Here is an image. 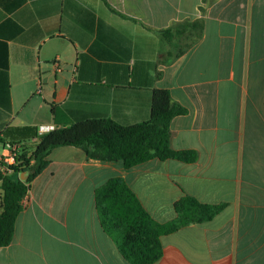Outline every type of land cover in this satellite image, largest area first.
Returning a JSON list of instances; mask_svg holds the SVG:
<instances>
[{
	"label": "crops",
	"instance_id": "crops-1",
	"mask_svg": "<svg viewBox=\"0 0 264 264\" xmlns=\"http://www.w3.org/2000/svg\"><path fill=\"white\" fill-rule=\"evenodd\" d=\"M196 19L204 35L176 57L160 30ZM0 42L11 98L0 106V148L37 144L7 128L145 121L159 88L189 110L171 121L172 148L198 152L193 163L156 158L127 169L54 148L0 264H130L96 210V189L116 176L162 223L186 194L225 204L161 236L154 264H264V0H0Z\"/></svg>",
	"mask_w": 264,
	"mask_h": 264
},
{
	"label": "trees",
	"instance_id": "trees-1",
	"mask_svg": "<svg viewBox=\"0 0 264 264\" xmlns=\"http://www.w3.org/2000/svg\"><path fill=\"white\" fill-rule=\"evenodd\" d=\"M204 20H186L160 30V37L175 42L180 56L204 35ZM186 42L184 47L180 44ZM0 106H11L8 75V46L0 42ZM188 108L175 101L167 89H154L151 116L136 124H122L112 118H85L68 126L38 134L35 128L6 129L9 132L28 131L37 139L32 151L23 146L16 163L3 172L0 163V247L9 245L14 237L16 220L24 209L29 183L49 165L54 148L75 146L82 148L91 159L122 162L127 169L151 159H176L193 163L198 152L193 149L176 150L171 146V121L185 115ZM6 136V137H8ZM28 172L22 180L18 174ZM96 210L104 231L116 242L122 256L130 264H154L163 255L161 236L193 223L214 218L225 204H208L186 194L174 204L176 218L159 222L144 208L140 199L123 177L107 180L95 192Z\"/></svg>",
	"mask_w": 264,
	"mask_h": 264
},
{
	"label": "built area",
	"instance_id": "built-area-1",
	"mask_svg": "<svg viewBox=\"0 0 264 264\" xmlns=\"http://www.w3.org/2000/svg\"><path fill=\"white\" fill-rule=\"evenodd\" d=\"M50 130H53V126H41L39 127V134L48 132ZM22 146L23 145L21 143H10V142H7L3 146H1L0 163H2L1 170L3 172H10L8 170V165H12L16 163V157ZM26 203H27V196L24 199V204Z\"/></svg>",
	"mask_w": 264,
	"mask_h": 264
},
{
	"label": "rangeland",
	"instance_id": "rangeland-1",
	"mask_svg": "<svg viewBox=\"0 0 264 264\" xmlns=\"http://www.w3.org/2000/svg\"><path fill=\"white\" fill-rule=\"evenodd\" d=\"M186 45V42H182L181 47H184ZM177 50H179V47L174 48V52H176Z\"/></svg>",
	"mask_w": 264,
	"mask_h": 264
},
{
	"label": "water",
	"instance_id": "water-1",
	"mask_svg": "<svg viewBox=\"0 0 264 264\" xmlns=\"http://www.w3.org/2000/svg\"><path fill=\"white\" fill-rule=\"evenodd\" d=\"M24 173H25V174H27L28 172H27V171H25ZM20 178H21L22 180H26V178H25V177H23L22 175L20 176Z\"/></svg>",
	"mask_w": 264,
	"mask_h": 264
}]
</instances>
